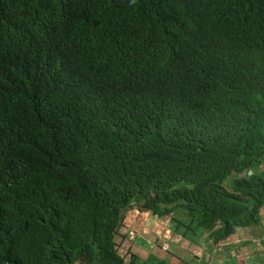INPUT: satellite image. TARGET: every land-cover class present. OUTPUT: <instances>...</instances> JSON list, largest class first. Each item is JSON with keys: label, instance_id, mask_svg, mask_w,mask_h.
<instances>
[{"label": "trees", "instance_id": "16d2710c", "mask_svg": "<svg viewBox=\"0 0 264 264\" xmlns=\"http://www.w3.org/2000/svg\"><path fill=\"white\" fill-rule=\"evenodd\" d=\"M263 208L264 0H0V264H144L127 210L214 245Z\"/></svg>", "mask_w": 264, "mask_h": 264}, {"label": "rangeland", "instance_id": "374dc122", "mask_svg": "<svg viewBox=\"0 0 264 264\" xmlns=\"http://www.w3.org/2000/svg\"><path fill=\"white\" fill-rule=\"evenodd\" d=\"M231 178L227 181L228 183ZM177 212L179 213L176 217L182 219L184 210L180 209ZM262 213V222L259 224L264 226V208ZM190 220L191 218L186 216L181 228L177 229L176 222L170 221L169 217H157L137 209L127 210L125 211L124 226L121 229L122 233H126V237L119 236L117 238L120 242V251L122 254L128 255V258L129 252L137 254L142 258L144 264L156 262L158 258L165 259L166 264H264V255H257L254 259L244 255L246 261H240L236 253L233 252V244L241 245L242 239H244V235L238 234L237 229L228 237L229 240L226 239L213 245L208 232L201 235L198 230L187 228ZM262 230L264 232V229ZM251 235L250 239H253L254 233ZM239 239L240 241L237 242ZM238 245L235 247L236 249ZM228 247L232 249V254H229ZM200 250L205 254L202 260L196 257ZM207 255L212 257L208 262H206ZM223 255L225 257H222ZM221 257L222 259H219Z\"/></svg>", "mask_w": 264, "mask_h": 264}, {"label": "crops", "instance_id": "0c3cea01", "mask_svg": "<svg viewBox=\"0 0 264 264\" xmlns=\"http://www.w3.org/2000/svg\"><path fill=\"white\" fill-rule=\"evenodd\" d=\"M264 226L263 225H258L256 227L253 228H237V233L238 234H243L244 235V239H242V244L238 245L237 243L233 244V252L236 253L237 257H239L240 261L241 260H245L246 259L243 257L244 255L247 256V258L250 256L252 259H254L257 255H264V232L263 230ZM251 233H254V237L251 238ZM229 240V239H228ZM239 240H237V242H239ZM228 243V242H225ZM238 245V248L236 249L235 247ZM256 245V246H255ZM261 247V249H260ZM223 249V248H221ZM242 249V251H241ZM229 250V254H232V249L228 247ZM199 254L196 256L199 259H203L204 252L203 251H198ZM238 252V254H237ZM222 257H225L224 255ZM219 258V259H222ZM210 259H212L211 255H207L206 256V262H208Z\"/></svg>", "mask_w": 264, "mask_h": 264}]
</instances>
